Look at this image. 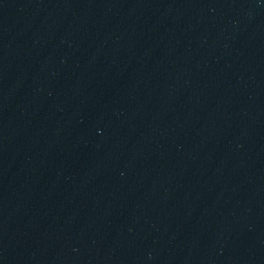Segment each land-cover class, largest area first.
Instances as JSON below:
<instances>
[{"label":"water","instance_id":"water-1","mask_svg":"<svg viewBox=\"0 0 264 264\" xmlns=\"http://www.w3.org/2000/svg\"><path fill=\"white\" fill-rule=\"evenodd\" d=\"M0 264H264V0H0Z\"/></svg>","mask_w":264,"mask_h":264}]
</instances>
